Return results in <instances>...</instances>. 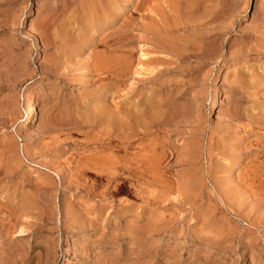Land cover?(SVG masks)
I'll return each instance as SVG.
<instances>
[{"label":"rangeland","instance_id":"rangeland-1","mask_svg":"<svg viewBox=\"0 0 264 264\" xmlns=\"http://www.w3.org/2000/svg\"><path fill=\"white\" fill-rule=\"evenodd\" d=\"M0 264H264V0H0Z\"/></svg>","mask_w":264,"mask_h":264},{"label":"bare ground","instance_id":"bare-ground-1","mask_svg":"<svg viewBox=\"0 0 264 264\" xmlns=\"http://www.w3.org/2000/svg\"><path fill=\"white\" fill-rule=\"evenodd\" d=\"M148 3V2H147ZM150 3V2H149ZM176 3V2H175ZM150 5H147V6H145V8L147 7H149ZM151 8V7H150ZM174 8V7H173ZM177 8V7H176ZM149 12V11H148ZM165 12V11H164ZM162 14H164V13H162ZM143 17H146L147 18V15L146 14H143L142 15ZM149 17V16H148ZM198 17V16H197ZM170 18V17H169ZM152 25V27H154L155 25L154 24H151ZM154 25V26H153ZM149 26H150V24L149 25H147L146 26V31H147V27L149 28ZM160 27V26H159ZM144 28H145V26H144ZM161 28V27H160ZM159 28V29H160ZM150 29H152V28H150ZM149 29V30H150ZM155 29H157L158 30V27L156 28V26H155ZM165 29V28H164ZM153 30V29H152ZM159 31V30H158ZM149 32V31H148ZM158 33V32H157ZM127 35V34H126ZM125 35V36H126ZM157 36V35H156ZM159 37V36H158ZM121 38V37H120ZM126 38V37H125ZM128 38H131V37H128ZM116 40V39H115ZM114 40V41H115ZM120 41V40H119ZM142 53V52H141ZM203 53V52H202ZM192 54V53H191ZM195 56V55H194ZM32 96H34L33 95V93L31 92V91H29V92H27L26 94H25V97H26V105H25V108H24V113H25V117H24V120H23V122H22V124H21V126H25L26 124H27V120L29 119V117H30V114H31V110H32V107H33V102H32ZM143 112V111H142ZM144 113V112H143ZM130 114H132V113H130ZM140 114V113H139ZM149 114V113H148ZM128 115V114H127ZM136 115V114H135ZM138 115V114H137ZM142 115V114H141ZM147 115V114H146ZM126 116V115H125ZM139 116V115H138ZM131 117V116H130ZM136 117V116H135ZM127 118V117H126ZM125 118V119H126ZM145 118V117H144ZM124 120V119H123ZM133 120V119H132ZM136 119L134 118V121H135ZM137 121V120H136ZM135 121V122H136ZM122 122H124V121H122ZM139 122H140V118H139ZM144 122V121H143ZM142 122V123H143ZM141 123V124H142ZM137 124V123H136ZM130 123L128 124V122L127 123H124L123 124V129L122 130H120V132L122 131V136L123 137H121V135H120V137L121 138H123V145H124V147H127V146H129L130 145V143L132 142L131 140H133V139H131L130 140V138H131V136H132V132H134V131H132V128L130 127ZM139 125V124H138ZM145 126V125H144ZM134 127V126H133ZM145 128H147V127H145ZM121 129V128H120ZM145 130V129H144ZM143 131V130H142ZM120 132H118L119 134H120ZM117 133V132H116ZM134 137V136H133ZM120 138V139H121ZM135 138V137H134ZM130 162V161H129ZM129 164V163H128ZM132 165H134V162H133V164ZM136 165V164H135ZM135 165H134V167H135ZM131 166V165H130ZM130 166L129 165H127V163H125V164H123L122 166H120V170H121V174H125L127 177H129V174L134 170L133 168L134 167H132L131 166V168H130ZM119 168V167H118ZM133 169V170H132ZM132 170V171H131ZM136 172V171H135ZM131 174H134L133 172L131 173ZM135 175V174H134ZM126 177V178H127ZM130 177H132L131 175H130Z\"/></svg>","mask_w":264,"mask_h":264}]
</instances>
